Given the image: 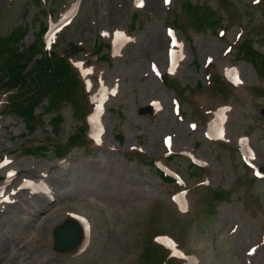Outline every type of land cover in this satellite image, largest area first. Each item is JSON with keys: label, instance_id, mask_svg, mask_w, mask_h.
I'll use <instances>...</instances> for the list:
<instances>
[{"label": "rangeland", "instance_id": "obj_1", "mask_svg": "<svg viewBox=\"0 0 264 264\" xmlns=\"http://www.w3.org/2000/svg\"><path fill=\"white\" fill-rule=\"evenodd\" d=\"M188 1L213 9L221 0ZM254 1L225 0L211 18L205 6L194 14L182 0H0V38L26 27L19 49L36 41L47 18L41 8L54 24L69 19L53 50L80 42L69 56L89 52L101 74L99 87L93 78L86 83L103 104L89 115L96 147L84 138L86 103L74 115L68 103L45 113L42 100L31 128L2 113L0 264H175L151 247V232L177 245L181 264H264V174L257 171L264 170V0ZM169 23L177 29L167 30ZM238 26L241 37L227 52ZM111 40L113 58L100 59ZM204 72L228 73L248 91L206 86ZM168 152L178 155L163 161L183 179L179 188L150 165ZM204 177L207 184L198 185ZM40 180L52 203L32 193L30 182ZM70 212L87 220V243L59 252L52 230Z\"/></svg>", "mask_w": 264, "mask_h": 264}, {"label": "trees", "instance_id": "obj_2", "mask_svg": "<svg viewBox=\"0 0 264 264\" xmlns=\"http://www.w3.org/2000/svg\"><path fill=\"white\" fill-rule=\"evenodd\" d=\"M30 1L33 4L38 2V0ZM224 1H220V6H222ZM181 4L194 14L198 13V9L205 7L208 9L205 17L209 15L212 18L213 14H215V11L204 5L205 3L192 4L188 0H182ZM205 17L203 21H205ZM133 19H136V15H133ZM172 21L175 22L174 17ZM212 23L210 20L209 24ZM198 24L195 25L198 26ZM193 27L197 29L195 26ZM25 32L26 29L17 26L8 36L0 38V90H2L5 96L4 100L0 101V113L19 116L26 123L27 127L31 128L30 123L35 119L33 114L34 108L42 100L45 101V104L41 105V111L45 113L57 112L63 103H68L74 115L78 114L79 106H82L83 102L88 107L87 112H83L84 120L85 115L90 110V96L85 90L83 82L79 79L77 70L68 59L71 53L80 51L82 48L73 44L66 51L63 50L60 53L56 51L42 52L40 42L37 41L19 49L17 44ZM246 44L247 42L242 40L238 48H244ZM96 50L100 52L101 49L97 46ZM244 51L247 55L251 53V50L247 47H245ZM96 58L97 56H94L95 60ZM99 58L109 59L110 56L108 53H105L104 56H100ZM83 61V69L93 66V62L90 61L89 56L86 54ZM262 65H264V61ZM252 66L258 67L255 63ZM212 83L213 87L218 88V91L225 90L229 94L230 90H232L230 84L215 74L211 76L208 85ZM220 84L226 86L228 89H223L220 87ZM242 90L248 91L247 87L242 88ZM57 116L58 114L55 113V117ZM55 117L52 120L56 122L57 119ZM41 147H44V144H41ZM55 150L59 152L60 148L55 147ZM157 173H159L162 179L170 180V177L163 176L159 170H157Z\"/></svg>", "mask_w": 264, "mask_h": 264}, {"label": "water", "instance_id": "obj_3", "mask_svg": "<svg viewBox=\"0 0 264 264\" xmlns=\"http://www.w3.org/2000/svg\"><path fill=\"white\" fill-rule=\"evenodd\" d=\"M71 225L72 223L66 222L63 226L56 227L52 230L56 250L65 252L78 243L79 233Z\"/></svg>", "mask_w": 264, "mask_h": 264}, {"label": "bare ground", "instance_id": "obj_4", "mask_svg": "<svg viewBox=\"0 0 264 264\" xmlns=\"http://www.w3.org/2000/svg\"><path fill=\"white\" fill-rule=\"evenodd\" d=\"M38 185H39V183H38L36 186H38ZM53 201H54V200H53ZM51 203H52V201H51ZM37 205H38V204H37ZM29 206H30V205H29ZM31 206H32V208L35 207L34 205H31ZM36 207H37V206H36ZM66 222H70V221H66ZM71 226H72L75 230L77 229V228H75V227H76L75 225L73 226V224H72ZM78 228H79V227H78ZM76 231H77V230H76Z\"/></svg>", "mask_w": 264, "mask_h": 264}, {"label": "snow or ice", "instance_id": "obj_5", "mask_svg": "<svg viewBox=\"0 0 264 264\" xmlns=\"http://www.w3.org/2000/svg\"><path fill=\"white\" fill-rule=\"evenodd\" d=\"M165 2L167 3V0H165Z\"/></svg>", "mask_w": 264, "mask_h": 264}]
</instances>
